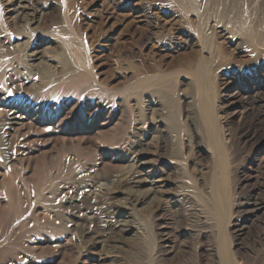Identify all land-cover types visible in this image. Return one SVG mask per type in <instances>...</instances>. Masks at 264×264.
I'll return each instance as SVG.
<instances>
[{
	"label": "rangeland",
	"instance_id": "1",
	"mask_svg": "<svg viewBox=\"0 0 264 264\" xmlns=\"http://www.w3.org/2000/svg\"><path fill=\"white\" fill-rule=\"evenodd\" d=\"M21 1L28 8L16 17L14 2L0 0V264H264V62L238 55L241 73H214L221 173L197 129L191 76L177 72L161 87L148 79L141 98L130 88L135 70L179 71L200 50L196 39H166L181 24L173 0ZM62 26L86 46L95 79L73 64L77 73L62 78L65 43L51 33ZM228 38L218 40L229 55ZM44 69L53 85H41ZM163 86L175 94L177 131ZM149 172L159 188L144 204L117 192L120 173ZM214 177L229 205L222 221L203 202Z\"/></svg>",
	"mask_w": 264,
	"mask_h": 264
},
{
	"label": "bare ground",
	"instance_id": "2",
	"mask_svg": "<svg viewBox=\"0 0 264 264\" xmlns=\"http://www.w3.org/2000/svg\"><path fill=\"white\" fill-rule=\"evenodd\" d=\"M10 1L11 3L14 2L11 5V8H13L12 14H15L16 17L20 16L21 14L25 15V9L28 8L27 6H25L26 4L23 5L21 0H10ZM173 2L177 6L176 8H178L181 13L178 19V22L181 24H179L180 26L176 28L175 32L173 31V34H169L168 36H166L167 37L166 39H168L169 43H171L174 46H177V43L180 40L183 41L182 44L184 45H191L190 43L194 39H196L198 46L200 47V50H194L192 48L191 50L187 51L185 54L183 53L184 61L182 62L184 64H183V68H180L179 71L175 70L174 72L167 73L162 68L158 67L153 71L154 73L152 75H143L141 76L142 78H139L140 70L139 71L135 70V72L133 73L134 74L133 76L137 77V81L135 83L130 84L131 91L133 90L132 95L134 94L138 98L139 97L141 98L142 93H143L141 91V87H143L142 85L145 84L146 81L147 82L149 81L148 79H150V81L154 83V85H159L161 87L160 82L162 80L165 81L168 77H171L172 75L175 76L177 72L191 76L193 80L192 82L194 83V88H195L194 93H195L196 106H197L196 111L198 112L196 114L199 120L198 121L199 128L197 129L199 130L202 129L203 136L206 139V143L208 145L207 147H209V149H211V151L213 152V155L216 159V165L219 168V171H221L222 173L226 171V160L224 159V155H223L224 148L222 146L221 137L219 135V127H218L219 125H218L217 117L215 115V106H214V101H213L214 88L211 85H212V81L215 75L214 73L216 71H219L223 67L222 65L226 66V69H228L229 71L240 70L238 72L241 73V69H238V65H237L238 61L237 59H235L238 55H240V57L248 58L247 61L250 60L254 68L259 69L262 66V62H264V52L261 51L260 47L261 46L264 47V0H173ZM62 5L64 6V4ZM67 6L68 5L66 3L63 9L65 22L67 21L66 18L68 15L66 14ZM150 11L151 10H145L143 8L139 10L138 12L142 14L153 15L154 12H150ZM191 14L195 16L194 19H190L189 16ZM64 27H65V24H64ZM64 27L62 26L60 30H57L56 28H54L53 31L51 32L53 35L60 37V39L65 43V49L61 53L57 54L59 62L62 63V66H63L62 78L63 77L68 78V76L72 77L73 75L77 73L76 70L81 68L82 71L86 75H88L90 79H92V77L90 76H93L94 74H92L93 73L92 68H91L92 63L90 64L89 54L86 50V46L82 44L81 38L77 34L71 37L72 35L68 34L67 29ZM157 27L158 26L156 24L154 29H156ZM225 31L229 35V38H228L229 43L232 42V44L235 45L236 47L235 48L236 52H233L229 55L226 54V51L228 49V47L226 46V43L219 42L218 40L220 37L224 36ZM204 53H206L207 55H205ZM31 55H29V57ZM72 64L74 65V67L78 66L80 68L78 69L72 68L73 67L71 66ZM54 74H52L49 70H46V69L42 70L41 85L42 86L43 85L49 86L51 84L53 85V83H55L58 80V77L56 79ZM79 77H81V75ZM93 79H95L94 76H93ZM151 82L149 84H151ZM167 83H171V82H167ZM146 86H147V83H146ZM103 88H106V87H103ZM164 88L162 89V99L165 104V109L169 111L168 120L171 124V128L177 131L179 127V122H178L177 116L173 114V111H174L173 109L175 107V104L177 103V102L175 103L176 99H174L173 97L175 94L169 93V90L171 92L172 87L170 86L166 87L165 89L168 88L167 90H164ZM147 143H149V141ZM141 155H143V152H141L140 150L134 152V157L137 162L141 160V157H140ZM137 166L139 165L137 164ZM128 172L130 173L131 171H128ZM121 173L120 175L116 176L118 179L114 178V180H117L120 186V187L118 186L119 190L117 192L127 195V198L129 199V201L132 200L135 203L144 204L150 198L155 196V194L157 193V190L159 188V185H157V182L160 180L154 177V175L151 174L150 172L148 174L147 173L143 174V176L133 175L135 173L133 174H129V173L121 174ZM118 187L116 189H118ZM225 195L223 191V181L219 178H215V177L212 178L210 195L208 197H204L203 199L207 213L212 216L210 218L217 217L220 221H222L226 217L229 205H228L227 199L225 198L226 197ZM120 230L128 231L129 229L123 227V228H120ZM227 256L228 254L226 255V257ZM226 260L228 262L230 259L224 258V263ZM221 264H222V261H221Z\"/></svg>",
	"mask_w": 264,
	"mask_h": 264
}]
</instances>
